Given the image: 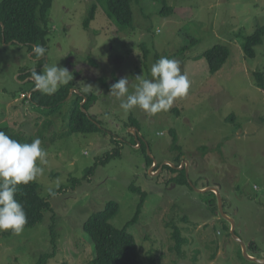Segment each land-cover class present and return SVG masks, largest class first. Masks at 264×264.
<instances>
[{"label": "rangeland", "instance_id": "374dc122", "mask_svg": "<svg viewBox=\"0 0 264 264\" xmlns=\"http://www.w3.org/2000/svg\"><path fill=\"white\" fill-rule=\"evenodd\" d=\"M105 2L54 0L46 61L67 68L73 76L69 84L98 94L89 113L101 112L99 133L70 134V104L51 119L46 110L31 109L22 96L31 83L22 75L35 70L37 60L18 44H0V126L11 127L20 138L41 139L48 163L36 179L39 191L49 198V189L59 190L50 199L59 252L49 264H89L95 246L83 229L85 222L114 200L120 212L112 224L123 228L134 219L142 194L148 196L143 214L129 229L140 247V264H151L153 256L156 264H260L239 257L243 247L232 227L248 253L253 242L260 247L249 255L264 260V91L254 75L264 73V45L256 48V58H247L243 48L246 37L264 25V0H169L173 16L161 14V1L132 0L134 23L123 30L108 17ZM94 5L96 19L87 29ZM216 45L228 47L231 56L220 72L211 74L204 54ZM161 57L180 61L190 81L187 95L155 115L139 108L123 112L106 85L128 78L129 92H134L135 78L151 79V66ZM32 110L45 123L38 121L37 131L27 122L18 126L21 119L31 120ZM131 115L139 122L147 154L161 166L175 162L172 130L178 132L182 164L189 162L193 187H168L158 164L148 168L145 151L124 127ZM115 137L125 143L123 156L98 165L116 146ZM191 165L196 169L190 170ZM91 168L95 171L86 178ZM75 179L81 185L74 187ZM213 187L234 220L228 221L230 231L223 215L214 212L218 193L198 191ZM173 220L187 239L184 258L174 250L168 225ZM51 224L47 216L41 225L10 238V230L0 231V264H38L49 250Z\"/></svg>", "mask_w": 264, "mask_h": 264}, {"label": "trees", "instance_id": "16d2710c", "mask_svg": "<svg viewBox=\"0 0 264 264\" xmlns=\"http://www.w3.org/2000/svg\"><path fill=\"white\" fill-rule=\"evenodd\" d=\"M163 3V9L161 14L163 16H173L175 13L174 7L169 5V0H156ZM54 0H3L0 4V44H18L21 48H27L29 54L32 52V47L35 44H40L47 49L45 53L46 58L33 57L37 60L35 64V71L38 73L42 72L43 66L47 61V56L49 52L50 35L52 29L50 27V14L53 8ZM106 11L108 17L116 23L120 29H125L134 23V12L132 8V0H106L105 2ZM98 7L94 5L90 11V15L86 21V28L89 29L91 22L96 19ZM264 45V25L258 26L255 33L246 37L244 43V51L247 58H256L257 51L256 48ZM231 56V51L228 47L223 45H216L210 50L206 51L204 54L207 60L209 70L211 74H216L220 72ZM34 71V70H32ZM31 70H25L24 80L28 79L31 83V88L28 91H23L26 103L30 104L31 109L46 110L48 119H51L52 115H58L62 112L63 108L67 105H71V114L69 118V133L70 134H95L103 131L101 128V121L99 117L101 112L97 111V115L93 113L90 114V110L95 109L99 96L97 93L91 91H84L75 87L74 84L63 85L59 90L49 96L42 94L40 91L35 89V82L31 78ZM80 75V74H79ZM257 85L260 89L264 91V73L257 71L255 74ZM95 81V80H94ZM91 81V82H94ZM86 83V82H83ZM109 90L112 84H107ZM79 91V93L76 92ZM73 95L70 97L71 92ZM26 94V96H25ZM70 98V99H69ZM30 110H27L29 113ZM34 113H39L32 110V115L29 114L27 120L22 119L19 124H30V128H35L37 131L39 129L38 121L45 124L41 119L42 117H37ZM41 116L42 114L39 113ZM138 120L131 115L128 121L125 123L124 127L126 130L139 127ZM17 126V127H18ZM0 131L5 132L12 139L17 140L20 143H31L34 139H24L18 137L12 130L11 127L0 126ZM31 133V132H29ZM33 133V132H32ZM136 145L138 142L135 140V136L130 134ZM173 151H175L178 156L175 158L174 164L177 167L182 165V158L185 155L184 150L179 145L178 132L173 129ZM113 139V143L116 145L112 151L106 153L103 156L98 165H107L115 159L121 158L123 156V149L125 143L122 140ZM146 153L148 168L154 165V161L147 154L146 143L143 142L140 147ZM208 149L203 148V157L208 155ZM161 167L160 164H158ZM196 169L195 166L191 165V169ZM95 168L88 170L86 178H90L93 175ZM161 175H166L164 178L167 180V186L172 184L177 185H191V178H188L186 168L178 170L170 165H165ZM160 176V175H159ZM74 187L81 185V181L74 180ZM40 185L36 180L31 182L29 185L18 186V191L16 194V199L24 205L25 212L27 214V224L24 229L34 228L45 222L47 216L49 221H51V237L49 250L42 253L38 264H49V261L58 257L59 252V235L56 231V218L57 214L54 210L50 199L54 196L50 195L49 198L42 196L39 191ZM133 189V188H131ZM55 196L58 195L59 190L53 191ZM213 195H216L212 192ZM148 200L147 195H141V202L138 206V210L133 220H131L125 227L117 228L112 224V221L120 212V203L118 201H110L107 203L102 211H99L90 219H88L84 224V231L88 237L92 240L95 246V256L89 261V264H140V247L138 245L137 239L134 235L129 232L130 227L137 223L143 214L145 204ZM219 212V207L214 208V212ZM221 215V214H219ZM184 221V219H183ZM227 224V229L230 231V224L228 220H225ZM172 229V240L175 242L174 250L182 258L185 257L186 250L185 246L188 245L186 236L183 235L182 230L179 225L173 220L172 223L168 224ZM9 238L14 236L11 230L6 234ZM260 247L254 242L249 246V254L257 253L260 251ZM153 250H151L152 252ZM239 257L245 261H248L243 254L242 249H240ZM254 256V255H252ZM217 256L213 257V261L216 260ZM151 264H156L154 256L151 258Z\"/></svg>", "mask_w": 264, "mask_h": 264}, {"label": "clouds", "instance_id": "9594fccd", "mask_svg": "<svg viewBox=\"0 0 264 264\" xmlns=\"http://www.w3.org/2000/svg\"><path fill=\"white\" fill-rule=\"evenodd\" d=\"M46 52L44 46L35 44L28 58H46ZM150 75L151 79L136 77L138 84L131 93L129 79H119L111 86L109 96L119 102L120 109L125 113L139 108L155 115L168 111L177 99L186 96L189 91V78L181 72L177 59L161 57L151 66ZM31 78L35 82V89L49 96L73 80L67 68L49 63L44 64L40 73L32 71ZM41 144L38 137L31 143H20L0 131V231L11 230L12 234L19 235L28 222L24 205L15 197L18 186L29 185L44 173L41 165H46L48 161ZM49 194L55 196L51 189Z\"/></svg>", "mask_w": 264, "mask_h": 264}, {"label": "water", "instance_id": "95a60500", "mask_svg": "<svg viewBox=\"0 0 264 264\" xmlns=\"http://www.w3.org/2000/svg\"><path fill=\"white\" fill-rule=\"evenodd\" d=\"M76 92L79 93V91H77V90H76ZM72 95H73V91L71 92L70 97H71ZM129 130L132 131V134L136 137V140H137V142H138V146L141 147V146H142V143L145 142V138L141 135V133L139 132L138 128L133 127V128H130ZM131 131H130V133H131ZM149 151H150V150H149ZM157 164H158V163H157L156 161H154V166H153V167L157 166ZM165 165H170V166H172V167H174V168H176V169H178V170H182V169L186 168L187 175H189V162H188V161L185 162L186 167H185L184 164H182L181 167H177L174 163L166 162L164 165H162V166L160 167V171L163 170V168H164ZM160 171H159V172H160ZM151 173H153L152 170H151ZM153 175H154V173H153ZM190 183H191V182H190ZM191 185L193 186L192 183H191ZM198 191L201 192V193H207V192H209V191H213V192L218 193V195H219V201H220L219 212H218V214L223 215V217H224L226 220L231 221V222L234 224V220L231 219V218H230L228 215H226V213H225L224 205H223V199H222V197L220 196V191H219L218 188L213 187V188H208V189L198 190ZM234 227H235V226H234ZM234 227H232V235H233V236L235 237V239H236L238 242H240V244L242 245V247H243V254H244V257H245L247 260H249V261H253V262H256V263H260V264H261V263H264V260H260V259H257V258H255V257H252V256L249 255L246 244H245L241 239H239V238L236 236V234H235V229H236V228H234Z\"/></svg>", "mask_w": 264, "mask_h": 264}, {"label": "crops", "instance_id": "0c3cea01", "mask_svg": "<svg viewBox=\"0 0 264 264\" xmlns=\"http://www.w3.org/2000/svg\"><path fill=\"white\" fill-rule=\"evenodd\" d=\"M87 68L91 69L90 67L87 66ZM159 164V163H158ZM154 166V165H153ZM158 166V165H157Z\"/></svg>", "mask_w": 264, "mask_h": 264}, {"label": "flooded vegetation", "instance_id": "af4514ba", "mask_svg": "<svg viewBox=\"0 0 264 264\" xmlns=\"http://www.w3.org/2000/svg\"><path fill=\"white\" fill-rule=\"evenodd\" d=\"M181 167V166H180ZM185 167H186V165H185Z\"/></svg>", "mask_w": 264, "mask_h": 264}, {"label": "bare ground", "instance_id": "6f19581e", "mask_svg": "<svg viewBox=\"0 0 264 264\" xmlns=\"http://www.w3.org/2000/svg\"><path fill=\"white\" fill-rule=\"evenodd\" d=\"M70 99V98H69Z\"/></svg>", "mask_w": 264, "mask_h": 264}]
</instances>
